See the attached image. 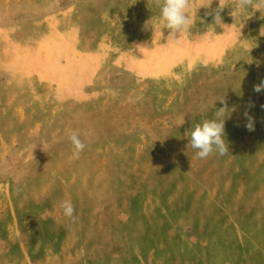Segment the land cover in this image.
Instances as JSON below:
<instances>
[{"label":"rangeland","instance_id":"374dc122","mask_svg":"<svg viewBox=\"0 0 264 264\" xmlns=\"http://www.w3.org/2000/svg\"><path fill=\"white\" fill-rule=\"evenodd\" d=\"M210 3L173 41L155 0H0V264H264V8Z\"/></svg>","mask_w":264,"mask_h":264},{"label":"clouds","instance_id":"9594fccd","mask_svg":"<svg viewBox=\"0 0 264 264\" xmlns=\"http://www.w3.org/2000/svg\"><path fill=\"white\" fill-rule=\"evenodd\" d=\"M155 2L160 8V24L163 25V28L170 30L168 34L169 39L175 41L177 32L181 34L190 30L193 24V18L189 11L192 0H162V2L161 0H155ZM211 3L207 7H201L208 8ZM257 5L259 7H257ZM224 7L222 0H219V6L214 10V22L222 24L220 12ZM254 7L256 9L264 8V0H236V6L232 7L234 11L231 15L234 16L236 11H245ZM206 14L210 15L211 13ZM253 91L255 93H261L264 91V80L259 84L254 85ZM219 100L224 104V107L216 110L212 118L205 119L202 123H197L192 128L189 143L193 149L197 150L196 157L198 159H205L213 153H218L220 156L229 154L228 143L225 139L226 119H224V114L235 112L237 109L236 106L229 109L227 102L224 101L223 97ZM252 107H255L254 102H249L245 107V111L242 113V116L246 121L244 127L249 132L255 130V119L250 115V109ZM261 107L264 108V105ZM237 126H239V124H237ZM68 139L73 146V158L78 159L81 153L86 149L87 145L81 140L80 133L75 130L71 132ZM59 208L62 209L64 217L75 221V208L70 200L61 201Z\"/></svg>","mask_w":264,"mask_h":264}]
</instances>
